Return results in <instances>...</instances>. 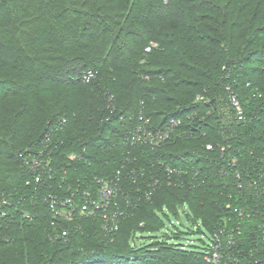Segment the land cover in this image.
I'll return each mask as SVG.
<instances>
[{
  "label": "trees",
  "instance_id": "1",
  "mask_svg": "<svg viewBox=\"0 0 264 264\" xmlns=\"http://www.w3.org/2000/svg\"><path fill=\"white\" fill-rule=\"evenodd\" d=\"M195 110L165 140L126 143L139 116L159 126ZM83 147L69 180L116 182V231L82 218L61 237L45 203L25 196L27 214L0 228V264H208L178 235L148 246L134 236L155 235L170 207L196 215L186 234L237 220L242 193L220 171V148L252 152L249 163L264 153V0H0V192L31 188L23 150H55L63 165ZM159 159L184 172L167 175Z\"/></svg>",
  "mask_w": 264,
  "mask_h": 264
},
{
  "label": "built area",
  "instance_id": "2",
  "mask_svg": "<svg viewBox=\"0 0 264 264\" xmlns=\"http://www.w3.org/2000/svg\"><path fill=\"white\" fill-rule=\"evenodd\" d=\"M93 76L94 73L89 70L81 78L88 82ZM226 90L230 106L234 108L237 118L242 119L238 98L229 88ZM134 121L125 133L126 143L130 145L165 140L182 123L180 120L171 119L156 126L149 124L150 121L142 116ZM220 149V171L228 176L233 189L237 191L236 194L242 195L234 199L236 201L233 204V213L237 220L229 228L219 227L209 235V244L203 246L204 260L208 264H264V153L261 158L256 159L257 163L255 160L249 163L246 157L252 156V152L243 154L241 150H237L230 154L227 153L229 150H223V147ZM86 151L83 147L79 151L70 152L62 165L57 162L55 150H23L19 157L30 175L26 185L31 188L20 198L0 192V228L2 223H9L15 213L23 216L27 214L22 209V201H27L25 196H28V203L33 207L38 203H45L51 214L49 225L58 230L61 237L68 236L71 228L78 229V222L82 218H97L103 226L105 220L111 219L113 222V218L120 213L117 212L115 202L118 190L112 178L96 175L91 180L85 176L69 180L66 167L86 162ZM158 162L167 175L184 172L182 167H170L162 159ZM53 184L55 189L50 191ZM111 207L116 210L112 214L109 211Z\"/></svg>",
  "mask_w": 264,
  "mask_h": 264
},
{
  "label": "rangeland",
  "instance_id": "3",
  "mask_svg": "<svg viewBox=\"0 0 264 264\" xmlns=\"http://www.w3.org/2000/svg\"><path fill=\"white\" fill-rule=\"evenodd\" d=\"M139 47L142 48L143 53L149 52L151 50V48H153V45L150 43H148L147 45L145 44L144 46H140L139 44H137ZM143 45V44H141ZM147 54V53H146ZM201 110V109H200ZM202 111V110H201ZM203 112H205V114H210V112L208 110L203 109ZM198 115V110H195L193 112H191L190 114L184 115V116H180V117H175L172 118L173 120H180V121H186L188 119L189 116H195ZM171 119H169L168 121H170ZM167 121V122H168ZM150 124V122H149ZM155 124V123H154ZM77 151V150H76ZM79 151V150H78ZM190 162V161H188ZM177 166L175 167H179L181 166V162H176ZM171 167V165H168ZM187 213V208L186 206H178L177 208H164L161 210L160 212V216L162 218V222H161V228L160 230L155 233V235H148V234H136L134 236V243L136 244V246L141 245L143 242L145 244H147L146 246H148L150 243H152L153 241V237L152 236H156V239H160V237H162L163 234L169 233L172 236L178 235L181 239V242H183L184 245L188 246H195L196 248H200L203 247L204 245L209 244V234L202 228L200 227L199 230L196 233H190L186 234V230L188 227H192L193 229L196 228V226L198 225H194L192 226L191 224H195L196 223V215L193 214L192 217H185V214ZM119 219V217L116 219V221ZM118 228L117 224L113 223L111 219L105 220L104 221V230H108L111 232L116 231V229ZM106 233V231H105ZM110 233V232H109ZM108 234V233H107ZM107 234H104L107 236ZM138 264H143L142 262L138 263Z\"/></svg>",
  "mask_w": 264,
  "mask_h": 264
}]
</instances>
